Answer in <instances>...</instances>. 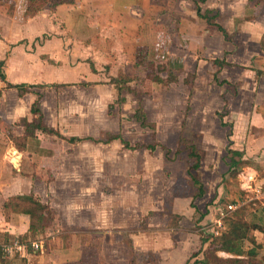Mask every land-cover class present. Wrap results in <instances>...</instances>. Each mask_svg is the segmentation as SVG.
<instances>
[{
	"label": "crops",
	"instance_id": "crops-1",
	"mask_svg": "<svg viewBox=\"0 0 264 264\" xmlns=\"http://www.w3.org/2000/svg\"><path fill=\"white\" fill-rule=\"evenodd\" d=\"M219 1L213 3L207 0L201 8L203 11L206 6L207 9L218 11L221 19L224 13L229 14L225 27L224 24L216 23L225 29L230 41L225 40L219 30H210L213 26L198 17L196 4L192 2L194 5L191 6L189 0H76L73 5H61L55 9L45 6L33 15L26 14L28 0H15L10 10L0 7V62H3L4 76V79H0V149L3 148L0 150V213L8 217L0 219V237L10 241L17 237L31 239L33 236L32 218L19 214L21 211L17 213L8 210L9 202L16 197L39 196L35 189L36 179L30 173L63 171V168H57L53 162L58 157L62 161L66 160L67 151L63 149H67L69 145L77 147L76 149L82 145L88 146V154L93 157L98 156L99 152L104 155L105 146H112L115 141L122 140V136L118 134V140L107 142L109 133L105 134L106 139L102 138L104 134L98 138L90 135L66 138L62 133L64 140L63 137L59 139L55 135L41 132L36 133L35 137H26L21 121L32 120L31 107L41 94L39 89L118 88L139 84L142 87H155L156 90V87H175L182 75L185 79L188 75H195L197 83L201 80L203 72L204 75L206 72L211 73L218 83L224 82L232 91L218 87V94L214 95V101L218 102L216 111H213L214 118L207 120L204 108L198 120H193L186 116V113L191 110L195 100H192L193 95L189 99V89L185 87L182 103L187 102L188 106L180 115V129L175 128L179 116L168 117L166 123L171 130L169 134L175 138L181 137L185 125V128L190 129L189 127L194 128L195 124L202 126L207 123V128L199 129V136L201 135L207 143V147L200 148L203 157H206L201 168L195 173L198 179H202L205 195L194 200L186 198L174 201L172 213L191 218L194 213L190 211V205L194 201L198 212L204 215L199 219L203 229L206 230L205 226H216L217 230L226 227L222 206H225L224 200L232 198L225 192L231 187L226 184L229 167L225 162L230 149L243 154V165L239 170H244V177L238 180V183L232 184L231 188L249 187V197L252 196L257 200V204H261L256 212L257 216L264 218V21L257 18L260 12H264V0ZM248 9L252 11L249 18L244 17ZM172 12L173 17L167 18ZM163 13L166 20L162 19ZM171 27L176 28L175 31H172ZM229 32L237 37L246 33L249 36V47L245 46L243 40L240 43L242 50H238L240 46L235 45L236 39H233ZM212 41L217 52L213 54L214 58H209L206 51L211 48L209 43ZM229 45L232 46L231 49L228 48ZM139 48H147L148 60L154 63L155 71L162 79H166L168 73L172 72L179 73L178 81L169 85L142 82L146 71L136 62ZM219 53L223 55L220 56ZM207 59H210V63ZM214 60L224 61L230 66L218 68L213 64ZM220 75L224 79L219 80ZM122 81L127 82L122 84ZM17 87L29 88L21 95ZM192 88L194 92H210L212 89ZM88 106L92 109L93 101ZM45 108L43 103L41 110L45 123L61 135L58 131V128H61V124L58 125L60 122L54 118L50 119ZM183 108L184 105L182 111ZM221 116L228 126H222ZM71 138L83 140L73 144L68 142ZM8 155L12 158L10 161L7 159ZM16 158L17 165L13 162ZM41 184L43 186L42 181ZM48 189L50 195L47 193ZM44 190L45 195H40L42 200L37 202L51 208L56 218V209L51 200V186H44ZM238 202L236 200L230 205ZM209 203L210 205H207ZM43 226L45 225H41L37 231L41 232ZM51 226L47 225V230ZM151 231H157L160 239H148L147 247L140 248L135 240V247L138 250L157 249V255L163 252L184 254L186 261L181 264L192 262L193 251L203 249L204 255L208 248V244L201 245L199 235L191 232L186 231L184 238L182 233L178 232L179 229H166L167 233L164 230L161 233V230L157 229L149 232ZM60 232L54 231L52 239L58 238ZM149 236L151 237V234ZM251 236L255 245L249 244L248 250L254 249L256 257L251 259L246 256L240 259L246 260L247 263L243 264H248V260L249 264H264V233L253 231ZM57 245L54 246L56 249L44 246L42 251H29L27 257L23 258V261L27 262L24 264H52L50 254L67 251L70 255L74 251V260H81L84 252L81 242L78 244L75 240H70L69 246H63L61 249L58 243ZM218 256L236 258L222 252ZM8 258L12 260L14 257Z\"/></svg>",
	"mask_w": 264,
	"mask_h": 264
},
{
	"label": "rangeland",
	"instance_id": "rangeland-1",
	"mask_svg": "<svg viewBox=\"0 0 264 264\" xmlns=\"http://www.w3.org/2000/svg\"><path fill=\"white\" fill-rule=\"evenodd\" d=\"M257 1L259 2V0ZM14 2L15 0H1L0 7L10 10ZM189 2L191 6L195 3L194 0H189ZM211 2L218 3L220 1L211 0ZM206 10L207 7L204 6L203 12ZM245 14L247 15L244 17L249 18L252 16V11L250 12L248 9ZM162 15V19L166 20L164 13ZM173 15L172 12L167 18H172ZM228 15L224 13L222 19L219 17L216 22L224 24L225 27ZM257 18L264 21V12H260ZM212 26L210 30L218 31L216 26ZM175 29L171 27L172 31ZM229 34L232 35L230 32ZM244 34L246 35V33ZM245 35L239 34V37L232 35V38L236 39L234 40L235 45L240 46L244 40L245 46L249 47V36ZM209 44L211 48L206 51V55L210 56L209 58H214L213 54L217 52L216 45L213 44V41ZM228 48L231 49L232 46L229 45ZM238 50H242L241 46ZM219 55L223 54L219 53ZM209 60L207 59L208 63H210ZM206 73L205 75L204 72L202 73L201 80L197 83L194 80L192 87H200L199 90L211 87L210 92H194L193 88L184 85L185 76L183 75L175 87H171V85L156 87V90L155 87H142L139 84H133L134 87H124L121 91L117 87H56L51 89L43 87L39 89L43 95L41 105L43 103L46 105V114L50 119L58 120L60 122L58 125L61 124V128H58L61 135H55L59 139L63 137L62 139L65 140L64 135L66 138L76 135H90L98 138L101 134H104L102 138L106 139L105 134L109 133L110 135L119 134L124 141L123 143L118 140L112 146H105L104 155L99 152L98 156L94 155L93 157L88 154V146L82 145L76 149L77 147L69 145L67 149H63L67 151L66 160L62 161L58 157L53 162L57 168H63V171L30 173L36 179L35 189L39 196L45 195L44 186L49 187L50 185L53 193L51 200L54 209H56V218L49 230L47 227L42 228L43 234L37 231L42 225L39 218L41 208L37 202L42 199L39 196L36 197L33 194L37 199L33 196H21L9 202L8 210L21 211L19 214L26 217L35 216L32 219L33 236L30 237L32 240H42L45 246H49L51 249H56L54 246L57 247V243L60 245V249L63 246H69L70 240L83 244L84 252L82 251L80 261L74 260V251L71 252V255L67 251L50 254L52 264H130L132 260L146 264L184 263V260L186 261L184 254L163 252V254L157 255V249L138 250L134 241H137V246L140 248V246L147 247L148 239L151 241L160 239L157 231L149 232L153 229L161 230V233L166 229H179L178 232L182 233V237H186L187 231L199 235L200 240L204 236L203 232L220 237L235 212L228 210V206L236 200L245 201V205L240 208L243 209L244 219L249 223H259L256 212L261 204H257V200L254 198L249 201V187L231 188L232 184L238 183V180L244 177L243 169L238 170L235 176H229L226 183L231 187H228L229 190L226 189L225 192L232 198L223 202L225 205L222 206L224 207L223 222L226 226H224V230H217L216 226L211 228L205 226L206 230L203 229L204 226L200 224L199 220L201 214L194 201L190 205V211L194 213L191 218L172 213L171 207L174 201L190 199L196 193V188L188 176V170L194 161L190 158V151L187 148L183 149L181 154L176 155L179 141L184 139L187 143L181 144L183 148L193 145L200 150L204 146L207 147L205 140L201 135L199 136V129L207 128V123L202 126L195 124L194 128L189 127L190 129L185 128V125L183 126L184 131L180 132L181 137L175 138L169 134L171 130L166 123L169 120L168 117L179 116L177 118H180L181 113H184L188 106L187 102L182 103L185 87L189 89V99L193 95L192 100L193 98L195 100L191 110L189 109L190 111L186 113V116L188 115L193 120H198L204 108L207 112V120L214 118L213 111H216L215 108L218 107V102L214 101L216 99L214 95L218 94V87H225L226 90L232 91L229 85L224 82L218 83L211 73ZM218 78L219 80L224 79L222 75ZM120 97H123L125 101L123 104L118 103ZM91 101H93L92 109L88 106ZM109 104L113 105L111 110L110 106L108 107ZM140 109L144 112L147 122L153 125L152 127H142L137 118ZM223 112L222 110V114ZM181 119L182 117L175 128L180 129ZM156 120H159V124ZM68 142L70 141L68 140ZM150 144H155L154 152L145 148H137ZM164 147L170 152H167ZM9 155L7 156L8 160L12 159ZM205 157L206 155L203 159ZM227 158L228 155L225 158L226 163ZM13 162L17 165V158ZM102 166L103 168H101ZM222 168L225 169L223 166ZM197 175L199 174L197 173ZM47 191L50 195L49 189ZM38 209L40 212H37ZM6 218H8L6 215L0 213V219ZM56 230L61 231L60 235L58 238L52 239L51 235ZM71 232L75 234L71 235ZM165 232L167 233V231ZM207 244L209 248L210 243ZM249 244V242H245V249H249ZM197 250L192 252V262L189 264H194V262L200 264L205 258V255L202 254L203 249ZM30 251L32 250L30 249ZM244 257L246 258V256ZM221 258L227 257L222 256ZM23 260L20 255L12 260L2 257L0 264L27 263Z\"/></svg>",
	"mask_w": 264,
	"mask_h": 264
},
{
	"label": "trees",
	"instance_id": "trees-1",
	"mask_svg": "<svg viewBox=\"0 0 264 264\" xmlns=\"http://www.w3.org/2000/svg\"><path fill=\"white\" fill-rule=\"evenodd\" d=\"M196 4V12L199 18L204 19L208 25H214L217 27V29L223 34L225 40L230 41V37L225 31V29L216 23V19L220 17V14L218 11L207 9L206 11H202L201 5L205 4L207 0H194ZM1 2V0H0ZM76 0H28L27 3V9L26 13L28 15H33L37 12H39L43 7L49 6L51 9H55L58 6L61 5H73L75 4ZM136 62L137 65H140L144 67V70L146 71V75L144 79H142V82H153L156 84L161 85H169L172 83H176L178 81V75L179 73H172L169 72L166 79H162L155 71V65L153 62L148 60V50L147 48H139L136 53ZM213 64L217 66L218 68H223L224 66H230L229 64L225 63L224 61L220 60H214ZM3 62H0V79H4L3 73ZM160 72V71H159ZM195 75H188V77L185 79V84L192 88L195 80ZM215 80L217 81L216 77ZM127 81H122L121 83L124 84ZM146 82V83H147ZM120 85V83H117ZM20 90L21 95L26 93L28 91L29 87H17ZM121 91L124 87H118ZM43 100V95H38L37 101L32 105L31 107V114L33 116L31 121H28L27 119H23L21 121V124L25 127V135L26 137L32 138L35 137L36 133L41 132L47 135H57L59 136L58 132L55 131L53 128H50L47 126V124L44 121V116L42 114L41 110V103ZM125 101L123 97H120L118 99V103L123 104ZM113 105H110L109 109L111 110ZM137 118L141 122L142 127H152L153 125L148 123L145 117L144 112L140 109L137 113ZM222 121V116H221ZM222 126L226 127L228 126L226 123L222 121ZM231 127V126H230ZM120 137L117 135H108L107 142H112L114 140H118ZM83 139L80 138H71L69 141L71 143H78L81 142ZM122 141V140H121ZM124 143V141H122ZM181 144H187L184 139H180L179 141V147L176 151V155H179L183 152V149L187 148V150L190 151L189 156L194 161L193 164L190 166L188 170V176L193 184V186L196 188V193L192 195L193 200L196 198H202L205 195V188L204 185L201 183V180L198 179L194 173H196L202 166L203 161V152L198 149L196 146H185L184 148L181 147ZM137 148H145L150 151H154L156 146L155 144H150L146 146H140ZM165 148V147H164ZM167 152H170L169 149L165 148ZM243 154L238 151L234 150H228V158H227V165L229 167L228 173H227V181L228 177H233L237 174L239 168L243 165L242 162ZM41 213H39V218L41 219L42 225L48 224L51 225L55 218L54 211L49 208L48 206L40 205ZM40 212L38 209L37 212ZM243 209H239L238 211H235L233 214V217L229 219V222L227 224V227L225 230L220 234V237H214L211 233L203 232L204 236L201 237V245L204 246L207 243H210L209 248L206 251L205 258L201 261L200 264H243L247 263L245 259H240L243 256H247L249 258L256 257V251L254 249L246 250L245 249V242H249L250 244H254V239L251 236V233L253 231H260L264 233V218L259 217L258 221L259 223H249L246 221L242 215ZM204 217V215H201V219ZM35 218L34 215H32V219ZM33 225L31 223V229ZM43 226V228H45ZM222 252L229 255H232L236 258L233 259H223L221 257L217 256V253ZM197 256V255H193ZM252 261H250L251 263ZM130 264H143V263H137V261L132 260ZM194 264H199L194 262ZM249 264V260H248Z\"/></svg>",
	"mask_w": 264,
	"mask_h": 264
},
{
	"label": "built area",
	"instance_id": "built-area-1",
	"mask_svg": "<svg viewBox=\"0 0 264 264\" xmlns=\"http://www.w3.org/2000/svg\"><path fill=\"white\" fill-rule=\"evenodd\" d=\"M252 199H253L252 196L249 197V201H251ZM244 205H245V201H239L237 204L229 205L228 210L237 211L238 209L242 208ZM44 246H45L44 241L39 239L32 240V239L17 237L14 240L8 241L0 237V258L16 257L17 255L26 258L30 249L34 252L42 251L44 249Z\"/></svg>",
	"mask_w": 264,
	"mask_h": 264
}]
</instances>
